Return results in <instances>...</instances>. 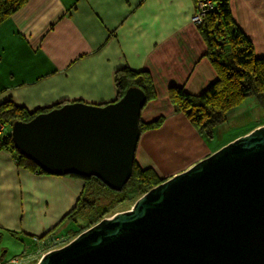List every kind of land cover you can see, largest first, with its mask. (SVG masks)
Returning a JSON list of instances; mask_svg holds the SVG:
<instances>
[{"label": "crops", "instance_id": "1", "mask_svg": "<svg viewBox=\"0 0 264 264\" xmlns=\"http://www.w3.org/2000/svg\"><path fill=\"white\" fill-rule=\"evenodd\" d=\"M228 2L255 56H264V0ZM195 9V0H28L0 22V103L10 99L29 111L77 100L104 104L116 98L117 70H147L156 98L140 117L165 119L140 136L136 161L162 178L181 172L219 148L168 98L172 86L197 94L217 77L191 20ZM82 187L79 178L32 173L0 150V232L44 235Z\"/></svg>", "mask_w": 264, "mask_h": 264}, {"label": "water", "instance_id": "2", "mask_svg": "<svg viewBox=\"0 0 264 264\" xmlns=\"http://www.w3.org/2000/svg\"><path fill=\"white\" fill-rule=\"evenodd\" d=\"M144 102L131 86L104 104L77 100L15 121L10 134L48 174L92 175L120 191L131 176ZM36 264H264V125L163 179Z\"/></svg>", "mask_w": 264, "mask_h": 264}, {"label": "trees", "instance_id": "3", "mask_svg": "<svg viewBox=\"0 0 264 264\" xmlns=\"http://www.w3.org/2000/svg\"><path fill=\"white\" fill-rule=\"evenodd\" d=\"M27 1L0 0V22ZM199 1L204 0H195L196 3ZM210 3L211 6L206 9L196 27L206 45V57L213 65L217 77L197 94L188 93L179 86H172L168 90V98L174 112L182 113L200 135L207 136L213 128L227 121L229 114L237 110L246 97L252 96L260 114L250 119L251 124L246 131L248 132L264 124V56H255L252 42L233 20L228 0H210ZM114 84L115 100L131 86L143 91L145 102L142 108L156 98L153 80L147 70L123 67L115 72ZM51 108L29 111L10 99L0 103V123L5 124L7 128L0 136V150L10 152L19 167L39 175L48 173L14 147L10 128L15 121H28L39 112ZM164 119L163 115L150 121H144L139 117V138L144 132L159 128ZM68 176L81 179L82 190L73 207L62 216L56 226L47 231L48 233H52L58 225L69 220L76 223L75 229H71L70 232L78 234L85 227L105 217L116 203L133 196H137V199L165 179L151 167L140 166L135 158L131 176L120 191L111 189L92 175L68 174ZM77 217L83 222L77 223ZM11 235L16 236L17 233L12 232Z\"/></svg>", "mask_w": 264, "mask_h": 264}, {"label": "rangeland", "instance_id": "4", "mask_svg": "<svg viewBox=\"0 0 264 264\" xmlns=\"http://www.w3.org/2000/svg\"><path fill=\"white\" fill-rule=\"evenodd\" d=\"M242 108L244 110L245 109L247 110L243 111ZM258 113L260 114L258 106L255 104L254 97L248 96L243 100V102L240 104V107L237 110H234L229 114L227 121L216 126L215 128L212 129L210 134L203 137L206 140L207 144L210 146V148H214V147L220 148L223 145L230 142L235 135H242L244 132H246L248 129L247 127H249V125L251 124L250 119L254 118V115L256 116L258 115ZM151 168L154 169L153 167ZM136 197L137 196H133L129 199L116 203L114 207L110 210V212L106 214V216H110L118 211L129 209L133 205ZM76 219H77L76 220L77 223L83 222V220L80 217H77ZM75 225L76 223H73L69 220H65L61 225L56 227V230L52 232L53 235L64 236V237L60 236L61 239H59L60 242L59 244H57L58 246H63L67 244L77 235L74 232H70L71 229H75ZM45 234H48V232ZM9 235H5L3 232H0V249L2 250L4 249L6 251L5 253L6 257L10 258L13 256H20V255L30 256V254L34 251L35 248V246L32 245V238L26 236L14 237L12 235L10 236ZM6 236H8V238H5ZM9 237L11 239H9ZM13 241H15L16 243ZM7 248L8 250H6ZM17 248L18 250L13 252V249H17ZM34 263H36V259L29 262L28 264H34Z\"/></svg>", "mask_w": 264, "mask_h": 264}, {"label": "built area", "instance_id": "5", "mask_svg": "<svg viewBox=\"0 0 264 264\" xmlns=\"http://www.w3.org/2000/svg\"><path fill=\"white\" fill-rule=\"evenodd\" d=\"M211 6L210 0L199 1L196 3V9L191 16V20L194 23H198L202 20L204 13L207 8ZM6 125L0 123V136L6 131ZM65 235V234H64ZM63 235H48L44 234L42 236H34L32 238V245L35 246L34 251L30 254V256L20 255V256H13L10 258L6 257L4 251L0 249V264H28L29 262L36 259V262L47 252L59 248L58 246L61 237ZM36 264V263H34Z\"/></svg>", "mask_w": 264, "mask_h": 264}, {"label": "bare ground", "instance_id": "6", "mask_svg": "<svg viewBox=\"0 0 264 264\" xmlns=\"http://www.w3.org/2000/svg\"><path fill=\"white\" fill-rule=\"evenodd\" d=\"M261 125H264V124H261ZM258 126H260V125H258ZM248 132H249V131H248ZM246 133H247V132H244L243 134H246ZM243 134H242V135H243ZM238 136H240V135H235L231 140H233L234 138H236V137H238ZM217 149H218V148H217ZM217 149H216V150H217ZM214 151H215V150H214Z\"/></svg>", "mask_w": 264, "mask_h": 264}]
</instances>
